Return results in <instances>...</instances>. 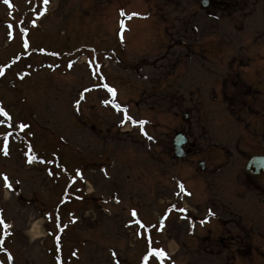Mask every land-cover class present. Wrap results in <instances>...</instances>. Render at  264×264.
I'll return each instance as SVG.
<instances>
[{"label": "rangeland", "instance_id": "374dc122", "mask_svg": "<svg viewBox=\"0 0 264 264\" xmlns=\"http://www.w3.org/2000/svg\"><path fill=\"white\" fill-rule=\"evenodd\" d=\"M201 1L0 0V263L136 264L148 230L165 264H264V176L244 170L264 156V0ZM184 114L196 148L178 161Z\"/></svg>", "mask_w": 264, "mask_h": 264}, {"label": "flooded vegetation", "instance_id": "af4514ba", "mask_svg": "<svg viewBox=\"0 0 264 264\" xmlns=\"http://www.w3.org/2000/svg\"><path fill=\"white\" fill-rule=\"evenodd\" d=\"M179 115V114H178ZM182 119V122L183 123H185V124H187L188 122H189V116H188V114H184L182 117H181ZM182 123V124H183ZM186 126V125H185ZM176 134H182L183 135V137H184V149L186 150V151H188V156H193L194 155V150H195V148H196V138L194 137L193 138V140H192V133H191V131L189 130V128H188V124H187V126H186V129L185 130H182L181 132H176ZM189 139L192 141V143H190L189 142ZM174 143H173V141H172V145H173ZM174 146V145H173ZM166 147V146H165ZM172 151V152H171ZM205 152V151H204ZM172 154L173 155V150H172V148L170 147H166L165 148V154L166 155H168V154ZM205 170H206V168H205ZM161 193H164V192H162L161 191ZM167 208V207H166ZM171 208H173V207H169V208H167V210H169V212L171 211Z\"/></svg>", "mask_w": 264, "mask_h": 264}, {"label": "snow or ice", "instance_id": "6c2138e0", "mask_svg": "<svg viewBox=\"0 0 264 264\" xmlns=\"http://www.w3.org/2000/svg\"><path fill=\"white\" fill-rule=\"evenodd\" d=\"M7 2H8V0H5V3H7ZM44 3L47 4L48 0H44ZM121 15H124V13L122 12ZM132 15H136V14H132ZM121 27H123V22H121ZM2 74H3V72H2V70H0V75H2ZM109 92H112L113 95L115 94L112 89H109ZM104 103L108 104L109 101L106 100V101H104ZM113 107H115L118 111L121 110L119 105L113 104ZM125 112H126V110H125ZM0 114L7 115V113L4 112L2 109H0ZM124 119L127 121V120H131L132 118L130 116L125 115ZM132 122H133V124L136 123V121H134V120ZM143 123H144L143 121L140 122L141 125ZM148 138L151 139V137H148ZM3 179H4L5 187H10V185L8 183V178L5 176ZM133 215H135V212H133ZM0 224H3V221H0ZM5 227H7V226L5 225ZM149 254L155 255V256H158V257H163L164 256V253L162 251L153 252L151 249H150V253ZM147 258L148 257L146 256L145 260H147Z\"/></svg>", "mask_w": 264, "mask_h": 264}, {"label": "water", "instance_id": "95a60500", "mask_svg": "<svg viewBox=\"0 0 264 264\" xmlns=\"http://www.w3.org/2000/svg\"><path fill=\"white\" fill-rule=\"evenodd\" d=\"M202 4L203 6H206V3L203 2ZM179 145L180 144L177 143V146ZM246 170L254 176H260L264 174V158L261 157L251 158L246 165Z\"/></svg>", "mask_w": 264, "mask_h": 264}, {"label": "bare ground", "instance_id": "6f19581e", "mask_svg": "<svg viewBox=\"0 0 264 264\" xmlns=\"http://www.w3.org/2000/svg\"><path fill=\"white\" fill-rule=\"evenodd\" d=\"M35 233L37 234V230L30 229L29 234H30L31 236H34Z\"/></svg>", "mask_w": 264, "mask_h": 264}]
</instances>
